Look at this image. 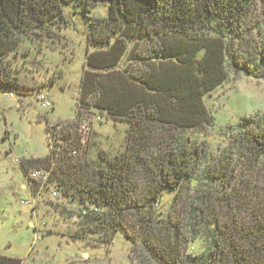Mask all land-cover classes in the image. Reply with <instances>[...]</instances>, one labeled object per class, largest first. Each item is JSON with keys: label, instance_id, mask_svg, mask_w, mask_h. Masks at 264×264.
Masks as SVG:
<instances>
[{"label": "trees", "instance_id": "obj_1", "mask_svg": "<svg viewBox=\"0 0 264 264\" xmlns=\"http://www.w3.org/2000/svg\"><path fill=\"white\" fill-rule=\"evenodd\" d=\"M74 3L95 51L77 122L53 129L51 155L24 161L23 173H48L83 205L84 233H133L136 264H264V116L234 126L218 156L188 136L215 126L205 100L231 75L264 80V0H0V88L28 93L7 58L27 37L53 38ZM100 5L108 16L93 18ZM97 116L130 132L123 153L90 162L79 130ZM167 190L176 195L164 217Z\"/></svg>", "mask_w": 264, "mask_h": 264}, {"label": "rangeland", "instance_id": "obj_2", "mask_svg": "<svg viewBox=\"0 0 264 264\" xmlns=\"http://www.w3.org/2000/svg\"><path fill=\"white\" fill-rule=\"evenodd\" d=\"M262 9L264 4L259 5L260 14ZM64 13L68 25L53 38L27 37L6 61L28 93L0 88V256L22 264H136L133 233L127 236L119 230L109 242L84 233L79 219L84 206L65 199L42 177L33 180L35 170L25 175L21 168L24 161L51 155L53 129L77 122L86 59L95 51L88 50L90 27L82 4L67 6ZM107 16L108 5L92 12L96 19ZM41 97L50 108L43 107ZM205 102L215 126L188 136L207 141L218 156L234 126L244 118L264 116V80L231 75ZM98 118L92 129L90 162L123 153L130 132L127 122ZM175 195L169 190L164 194L159 209L164 217ZM203 245L199 241L190 252L197 253Z\"/></svg>", "mask_w": 264, "mask_h": 264}, {"label": "built area", "instance_id": "obj_3", "mask_svg": "<svg viewBox=\"0 0 264 264\" xmlns=\"http://www.w3.org/2000/svg\"><path fill=\"white\" fill-rule=\"evenodd\" d=\"M12 97V95H11ZM41 102H43V107L45 109L50 108V104H48L47 100L45 97H41ZM97 117L93 118L91 117V119L87 120L80 128L79 130V135H80V142L83 146L84 151H86L89 148L90 142H91V137H92V129H93V125L95 122V119ZM99 119V118H98ZM73 155L75 157L79 156L78 152H74ZM39 177H42V179L44 180V183L46 184L48 182L49 179V174L46 172H34L31 174V178H33V180L38 179Z\"/></svg>", "mask_w": 264, "mask_h": 264}]
</instances>
